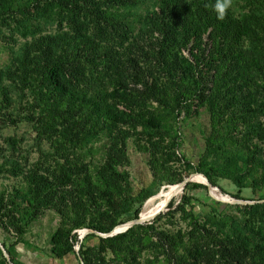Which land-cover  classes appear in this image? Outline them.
Wrapping results in <instances>:
<instances>
[{"label":"trees","instance_id":"trees-1","mask_svg":"<svg viewBox=\"0 0 264 264\" xmlns=\"http://www.w3.org/2000/svg\"><path fill=\"white\" fill-rule=\"evenodd\" d=\"M54 1L66 27L35 38L15 57L18 80L27 90V99L30 98L25 101L29 106L27 113L38 110L33 117L38 139L53 136L58 146L75 142V134H88L98 123L106 127L105 122L117 116L104 87L102 61L111 62L114 68L118 63L135 68L137 82L147 90L146 101L186 109L193 101L199 104L209 99L216 121L229 114L228 119L233 116L249 125L248 109L255 118L264 93V0H233L224 20L217 19L213 10L215 0ZM51 2L31 1L40 6ZM184 49L187 55L183 54ZM135 50L142 57V72L138 71ZM149 59L157 67V77L147 74L145 61ZM12 75L2 72L9 83L14 80ZM6 86H0L3 99ZM32 101L38 104L30 106ZM145 123L152 124L150 120ZM250 131L264 145V126L251 124ZM9 156L1 155L4 164L9 170L18 168ZM60 167L50 171L43 164L36 165V171L23 175L25 187L13 190L8 198L0 191L1 230L11 231L19 239L24 226L43 209H52L60 217L58 231L70 234L86 226L90 209L99 201L104 202L101 215L111 227L121 222L117 218L126 203L118 198L116 189L110 187L106 193V188L100 187L106 176L115 173L114 166L110 165L107 175L106 171L97 173L91 185L82 177L86 188L80 186L76 194L62 190L72 171L62 172ZM195 177L204 178L201 174ZM152 193L148 188L142 198ZM182 204L183 200L174 206L169 202L168 210L158 213L150 222L98 236L96 245L80 243L76 253L79 264H141L135 258L139 251L158 257L162 264H244L248 253L235 234L223 236L218 227L208 226L191 215L183 231L158 223ZM250 206L256 209L259 205ZM137 212L135 209L132 215L136 217ZM251 232L261 238L251 240L250 258L253 263H264L261 221ZM70 241H76L74 232ZM0 245L4 246L2 242Z\"/></svg>","mask_w":264,"mask_h":264},{"label":"rangeland","instance_id":"rangeland-1","mask_svg":"<svg viewBox=\"0 0 264 264\" xmlns=\"http://www.w3.org/2000/svg\"><path fill=\"white\" fill-rule=\"evenodd\" d=\"M31 1L0 0V9H5L0 10V86L5 84L8 89L4 99L0 96V164L3 163L0 191L8 198L13 190L25 187V173L36 171V165L43 164L50 171L59 166L62 172L70 169L72 174L70 179L66 177L62 190L76 194L80 186L86 188L82 177L91 185L97 173L106 171L107 175L112 165L115 173L106 176L100 187L106 188V193L110 187L116 189L126 206L117 218L121 222L111 227L101 215L104 202L99 201L90 209L86 226L70 234L58 231L60 217L54 210L43 209L24 226L19 239L11 231L0 229V243L4 245H0V264H79L76 253L80 243L96 245L98 236L110 235L139 213L142 216L154 199L153 213L142 223L168 210L169 202L174 206L183 200L184 204L158 223L167 229L183 231L191 215L208 226L218 227L223 236L237 235L248 253L244 264H264L253 263L250 258L251 240L261 238L250 233L251 228L255 229L260 221L264 227V145L250 131L251 124L264 126V93L255 118L250 116L253 111L247 110L249 125L234 120L233 116L228 119L229 114L216 121L209 99L199 104L193 101L186 109L146 101L147 90L137 82L135 68L120 63L114 68L111 62L102 61L104 87L117 116L108 119L106 127L98 123L88 134H75V142L58 146L53 136L38 139L33 120L38 110L27 113L26 102L30 98L27 99V90L18 80L15 57L35 38L58 33L66 26L59 19L54 0L43 6ZM183 54L187 55V49ZM134 56L138 71L142 72V57L137 51ZM155 66L152 60L145 61L151 77H157ZM2 72L13 73L14 80L6 82ZM147 80L149 83L150 78ZM32 102L30 106L38 104ZM146 120L152 124L146 125ZM9 154L18 168L9 170L4 164L1 155ZM196 174L204 178L207 174L208 184L196 179ZM168 179L174 182L168 183ZM168 185H179L180 190L176 194L161 193ZM208 186L215 188L216 194ZM148 188L153 193L143 199L142 194ZM253 203L259 206L255 209L250 206ZM135 209L136 217L132 215ZM73 232L76 241L71 242ZM135 258L141 264H162L158 257L144 251L135 253Z\"/></svg>","mask_w":264,"mask_h":264},{"label":"bare ground","instance_id":"bare-ground-1","mask_svg":"<svg viewBox=\"0 0 264 264\" xmlns=\"http://www.w3.org/2000/svg\"><path fill=\"white\" fill-rule=\"evenodd\" d=\"M196 179H198V180H200L202 182H205V179L204 178H196ZM208 187H210L213 190V192L216 194V192H215L216 189L215 188H213L211 186H208ZM179 190H180V186L179 185H168V186H166L165 192H161V193H168L170 191V192H173V193L176 194ZM169 198L170 197L166 198V200H165L163 206H161V208L165 206V203L167 202V200ZM224 199H227V198H224ZM155 203H156V199L152 200L150 202V205L148 206V208L145 210V212L142 213V216L140 215V213H139V216L142 219H146L147 217H149L153 213V208H154ZM161 208H159V209H161Z\"/></svg>","mask_w":264,"mask_h":264},{"label":"clouds","instance_id":"clouds-1","mask_svg":"<svg viewBox=\"0 0 264 264\" xmlns=\"http://www.w3.org/2000/svg\"><path fill=\"white\" fill-rule=\"evenodd\" d=\"M233 0H215L213 10L217 14V19L224 20L228 9L232 6Z\"/></svg>","mask_w":264,"mask_h":264},{"label":"water","instance_id":"water-1","mask_svg":"<svg viewBox=\"0 0 264 264\" xmlns=\"http://www.w3.org/2000/svg\"><path fill=\"white\" fill-rule=\"evenodd\" d=\"M204 179H205V183L208 184V181L206 180V178H204ZM142 221H143V219L138 215L135 219H132V220L126 222L123 228H121V229L115 228L113 230L112 234H110V235L121 232V231L125 230L126 228L130 227L132 224L142 223Z\"/></svg>","mask_w":264,"mask_h":264}]
</instances>
